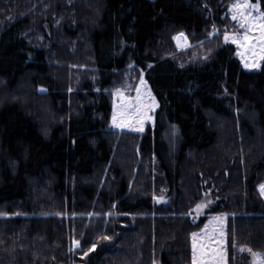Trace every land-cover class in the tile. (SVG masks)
<instances>
[{
    "label": "trees",
    "instance_id": "trees-1",
    "mask_svg": "<svg viewBox=\"0 0 264 264\" xmlns=\"http://www.w3.org/2000/svg\"><path fill=\"white\" fill-rule=\"evenodd\" d=\"M228 1L0 0V264H192L217 213L229 264L264 252V61L246 70L231 44L174 59V37L206 40ZM132 65L160 102L144 134L110 128Z\"/></svg>",
    "mask_w": 264,
    "mask_h": 264
},
{
    "label": "snow or ice",
    "instance_id": "snow-or-ice-1",
    "mask_svg": "<svg viewBox=\"0 0 264 264\" xmlns=\"http://www.w3.org/2000/svg\"><path fill=\"white\" fill-rule=\"evenodd\" d=\"M231 12L232 19L238 21L243 32L242 34H234L231 37L225 35V41L231 39L233 43L238 44L241 49L238 55L241 59H246L247 56L254 58L251 63L245 62L246 68H258L260 65L256 62L255 57L259 56L260 60H264V11L260 10L259 3L254 4L251 0H236L231 5ZM254 31L255 35H253ZM174 39L179 42L181 39L186 40L187 38L184 33H179ZM140 85L136 89L134 98L125 97L120 89L116 90V95L121 100L116 105V110L112 115V123L116 127H134L137 131L142 132L145 121L152 119L149 112L159 105L148 88L147 82L141 79ZM260 192L264 195V185H260ZM207 206L206 203L197 204L195 211L199 213ZM224 219V216L213 217L209 222V225H214L211 231H209V225H205L201 233L194 232L191 234L192 264H223L224 252L221 245L225 237L223 231ZM101 239L110 240L111 237L105 236ZM213 241L216 243L213 244ZM79 244L80 242L76 241L77 247H79ZM94 248L95 244L92 245V249ZM241 251L250 253L254 264H264V253L253 252L250 248H244ZM85 254L87 255V253Z\"/></svg>",
    "mask_w": 264,
    "mask_h": 264
},
{
    "label": "rangeland",
    "instance_id": "rangeland-1",
    "mask_svg": "<svg viewBox=\"0 0 264 264\" xmlns=\"http://www.w3.org/2000/svg\"><path fill=\"white\" fill-rule=\"evenodd\" d=\"M235 2H236V0H229L228 2L225 3L224 7L227 9V11H226L227 15L225 16L226 22L224 23V25L222 27L215 26L213 28V30L211 31V33L208 35L209 38L207 37L206 40L199 42V43H193L189 39V36L185 32H179V33H184L186 38H187L186 40L181 39L179 42L175 39L176 45L178 44L177 47L179 48V51L176 53L175 58L177 59L178 63L181 66H188V65H191L194 63L201 62L202 60L207 59L211 54H213L218 49V47H220L222 44L223 45L231 44V45L235 46L236 55L240 59L243 67L246 70L255 71V70L261 69L264 60H260L259 56L255 57L256 62L259 63V65H260L258 68H246L245 62L251 63L254 58L252 56H247L246 59H241V57L238 55V53L241 51L238 44L233 43L231 41V39H229L228 41H225V35H228L229 37H231L234 34H242V32H243V30L239 27L238 21H234L232 19L231 5H233ZM251 2L254 4L255 3L260 4V1L255 2L254 0H251ZM260 10L264 11L261 7V4H260ZM33 12L34 11L31 10L29 13L33 14ZM253 14H255V13H253ZM38 15H39V12H38ZM31 26H33V24ZM46 27H48V24L46 25ZM34 28H36V27H34V26L30 27L31 30L28 31L27 35H30V36L31 35H37L38 39L43 42L45 40V37L41 34L40 30L38 33H36V30ZM255 34L256 33L254 31L253 35H255ZM177 35L175 37H177ZM141 79H143L147 82L148 88L151 90V93L155 97L156 103L159 106L155 107L151 112H149V115L152 117V119L145 121L144 130L142 132L137 131L134 127H123V128L116 127L112 123V115H113V112L116 110V105L121 102L120 98L116 95V90L120 89L123 92V95L125 97L134 98L136 95V89L141 86L140 85ZM142 91H144V90L142 89ZM112 94H113V98H112V108L113 109H112V115H111L110 128L115 129V130H119V131H131V132H135V133L144 134L147 131L149 126L154 127L155 122H156V112L160 108V102H159L158 98L156 97V95L154 94V92H153V90H152V88H151V86H150V84L146 78V74L144 71L137 68L135 65L130 66L126 70L124 75H122L121 84L112 90ZM224 133H225L224 136H226V132H224ZM165 140L170 147L172 155L175 154L176 151L178 150L179 140H180V132H179V129L176 125H169L168 126L167 131L165 132ZM262 185H264V183ZM159 197L162 198V201L169 203V202H172L174 200L175 195L174 194L169 195V196L158 195L157 198H159ZM212 200H213V197H212L211 189L206 190L203 193L202 198L200 199V201L197 204L206 203L208 206L205 207L204 209H202L201 212L197 213L195 211V208L197 205L196 204L191 210L192 212H191L190 216H192V219L197 220L198 218H200V216L205 214L210 203L212 202ZM219 216L225 217V219L223 221V231L225 233V237H224L223 244L221 245L223 252H224L223 264H229V255H228V248H227V233H228V217H229V214L228 213L212 214L205 225H209V222L213 217H219ZM213 226L214 225H209V231H211V228ZM204 228H205V226L201 230L196 231L195 233H201ZM215 243L216 242L213 241V244H215ZM259 253H264V252H259ZM249 259H250L251 263L254 264L253 257L250 255V253H249Z\"/></svg>",
    "mask_w": 264,
    "mask_h": 264
},
{
    "label": "bare ground",
    "instance_id": "bare-ground-1",
    "mask_svg": "<svg viewBox=\"0 0 264 264\" xmlns=\"http://www.w3.org/2000/svg\"><path fill=\"white\" fill-rule=\"evenodd\" d=\"M209 38V37H208ZM77 40V39H76ZM223 45V44H222ZM177 46H178V44H177ZM174 59H175V57H174ZM177 60V59H176ZM56 63V62H55ZM190 63V62H189ZM180 66V65H179ZM189 66V65H188ZM244 160V159H243Z\"/></svg>",
    "mask_w": 264,
    "mask_h": 264
},
{
    "label": "water",
    "instance_id": "water-1",
    "mask_svg": "<svg viewBox=\"0 0 264 264\" xmlns=\"http://www.w3.org/2000/svg\"><path fill=\"white\" fill-rule=\"evenodd\" d=\"M159 202H162V198L161 197L159 198Z\"/></svg>",
    "mask_w": 264,
    "mask_h": 264
}]
</instances>
